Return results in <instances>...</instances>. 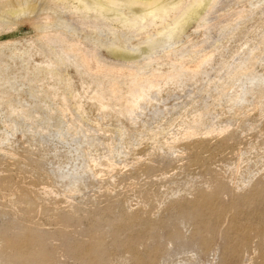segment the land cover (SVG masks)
<instances>
[{"label": "rangeland", "instance_id": "374dc122", "mask_svg": "<svg viewBox=\"0 0 264 264\" xmlns=\"http://www.w3.org/2000/svg\"><path fill=\"white\" fill-rule=\"evenodd\" d=\"M49 11L0 8V264H264V0Z\"/></svg>", "mask_w": 264, "mask_h": 264}, {"label": "bare ground", "instance_id": "6f19581e", "mask_svg": "<svg viewBox=\"0 0 264 264\" xmlns=\"http://www.w3.org/2000/svg\"><path fill=\"white\" fill-rule=\"evenodd\" d=\"M0 8L4 13H23L32 23H37L38 15L36 13H51L49 9L52 8L60 11V13H91L97 18L111 22L119 21L130 27L135 26L136 29H141L157 20L163 21L168 13H175L174 23L185 22L196 13H206L207 0H5ZM161 30L167 31L169 29L162 28ZM119 47H114V57L120 56L128 60L134 58L130 52L122 51L124 48L120 49ZM80 59L90 68L98 66L92 55H81ZM107 70L111 75L125 74L124 69L107 68ZM170 75L167 74L166 76ZM151 76L152 82L159 78V74L155 72ZM141 80L142 77L137 75L132 79L130 88L136 90Z\"/></svg>", "mask_w": 264, "mask_h": 264}]
</instances>
